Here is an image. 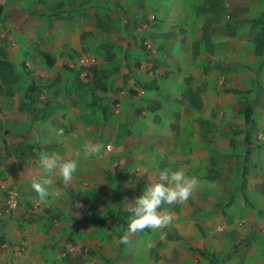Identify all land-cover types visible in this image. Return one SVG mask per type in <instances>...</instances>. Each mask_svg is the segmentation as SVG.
<instances>
[{
  "label": "rangeland",
  "instance_id": "1",
  "mask_svg": "<svg viewBox=\"0 0 264 264\" xmlns=\"http://www.w3.org/2000/svg\"><path fill=\"white\" fill-rule=\"evenodd\" d=\"M84 1L0 0V11L18 5L29 14L50 15L58 2H63L65 11ZM86 1L97 7L91 17L98 13L104 28L100 34L81 39L74 46L77 49L67 48V53L54 56L55 61H65L57 70L36 52L41 50L38 42L30 37L29 44L20 46L14 28L0 20V52L6 58L14 53L9 60L16 76L22 62L29 71L27 77H12L11 82H3L0 76L2 90L13 92L6 99L0 94V113L6 107L22 108L21 113L34 112L39 119L47 106L49 112L36 123L35 136L30 133L21 141L23 147L13 146L10 135L1 138L0 131V256L8 250L3 244L9 240L5 233L10 226L21 233L12 240L19 248L33 242L26 232L42 228L40 243L30 252L50 264H180L169 259L173 247L168 248L165 262L161 260L160 232L186 229L195 238L186 237L185 245L198 246L206 254L199 253L196 262L185 259L184 264H210V259L217 264H264V57L254 53L257 27L243 23L225 29L238 19L263 17L264 0ZM36 2L43 3L40 10H35ZM209 4L214 6L209 8ZM106 52L113 55L110 60ZM65 53L70 60L64 58ZM80 53L107 74L101 79L105 89L92 87L94 83L77 87L73 82L74 71H79L82 82L90 80V73L85 75L80 69L84 66ZM164 68L170 77L162 73ZM28 84H33L37 95L32 112L26 110L23 95ZM130 88L135 93L129 95ZM101 101L106 104V118H99ZM150 102L159 103V108L149 110ZM243 107L250 109V120L239 112ZM93 109L99 114L92 113ZM66 111L75 113L77 119L55 118ZM59 128H64L65 136L58 144ZM28 140L29 146L24 144ZM85 143L111 145L98 162L105 176L111 170L114 178L119 177L113 186H105L102 213L95 216L101 194L90 186L92 181L97 185L93 180L97 176H88L83 198L60 195L47 207L31 187L32 180L44 174L41 154L56 151L64 158H75ZM18 158L33 167L31 174L19 178V190L10 182ZM88 159L81 161L87 164ZM165 169H183L186 175L198 177L200 187L186 203L162 206L161 210L175 217L172 225L131 234L122 243L132 215L127 211L129 203L143 194L151 183L149 177L159 182V173ZM11 189L17 199L14 210H8L6 202ZM23 194L31 199H23ZM72 202H81L88 213L84 218L88 231L81 233L85 241L63 231V222L73 216ZM158 240L162 242L159 247ZM19 251L24 255L26 249Z\"/></svg>",
  "mask_w": 264,
  "mask_h": 264
},
{
  "label": "crops",
  "instance_id": "2",
  "mask_svg": "<svg viewBox=\"0 0 264 264\" xmlns=\"http://www.w3.org/2000/svg\"><path fill=\"white\" fill-rule=\"evenodd\" d=\"M36 3L37 4L34 6L35 10H40L43 3L42 2H36ZM94 6L92 7L91 4L82 6V7L77 5V7L66 9L65 11L59 13L58 15H51V14L49 15L48 13H43V12L37 13L36 11H33V14H37L35 18L34 16L32 17L33 14H29V12L21 10V8H19L20 6L14 5V7H12L10 10L8 8H5L3 11H0V20H2L3 25H7L9 27L14 28V31L16 33L15 38L19 42L18 44H20V46L24 47L27 44H29L30 37H32L31 40L33 41V43L37 44L38 42L41 50L49 52L50 54L58 58L61 56V53L66 52L67 48H69L72 51L74 50L75 48L74 46L76 44H78L79 46L81 39L86 38L88 35L94 36L102 32V31H99V30H102V28H104L103 27L104 24L102 23V20H100V18L98 19V16L95 14H94V19L91 17L92 13L95 11L92 9L97 8ZM35 50L38 53V49H35ZM66 53L64 54V58H66V60H70V56L68 54L66 56ZM80 55L83 57L85 56V54L83 53H80ZM7 57H8L7 59H14L15 55L14 53H12L8 55ZM64 62L57 59L54 65L52 66L54 67L53 69L57 70L58 68H60L58 67L60 65L62 67V64ZM76 62H78L79 64V61H76ZM93 64L96 65V63L93 61L90 64L84 65V67H88ZM29 67H30V64H29ZM78 67H80V65ZM81 67L80 69H82ZM96 67L100 69L98 65H96ZM166 69L167 68H164L162 73L167 72L170 74L169 75L170 77L171 73L170 71H167ZM83 72L85 75H87V72L84 70V68H83ZM131 90L135 91L134 88H130L129 95L131 94L130 92ZM3 95L5 97L3 99H6L7 97H9L5 95L4 93ZM3 99L2 97H0V100H3ZM6 101L7 100L4 101L5 104H6ZM7 105H9V103H7ZM7 109L11 110V112L8 111ZM12 110L13 108L10 109L9 107H6L0 113V120L2 121L0 124V131L2 134L1 138L8 137V135H10L11 136L10 141L13 144V146L16 145L18 147L20 146L23 147V144L21 143V141H25V137H27V135L30 133L33 137L35 136L36 123L42 119V115L38 119L36 118L37 116L34 112L28 113L27 115V114H24L23 112L21 113L20 110L22 109L20 108L19 109L15 108L13 110V113H12ZM63 112L58 113L55 118H57V120H65V122L67 121L71 122L77 119V118L75 119L73 115L75 113H73L72 111H66L65 113ZM63 114H65V116H63ZM8 115H9V118H8ZM32 117L34 118L32 119ZM30 141L31 140H28V142H25L24 144H27L29 146ZM31 147H32V144H31ZM18 151H20V149ZM98 158H99L98 156H92L91 158L88 159V162H86L87 164L84 163L85 161L82 162L80 160L81 164L79 163L80 164L79 169L74 174L72 182L70 183L69 186L61 187L62 185H60L59 179L56 180V183L54 185L55 188L60 190L61 195L63 196H66L71 193V196H74L77 198L78 197L80 198L82 196L83 198V195L81 193L82 187L88 183V180H89L88 176H92V177L97 176L96 179H93L94 181L96 180L95 182L97 185L92 184L93 181L90 182V186L94 190L98 188V190L97 189L96 190L97 192L101 194L100 197H97L98 201L101 202V206L99 207L98 205H95L99 207L98 209L95 207L96 209L95 216L102 213V209H104L102 205V202H103L102 199H103L104 193L106 192L105 186L106 185L109 186L112 184L114 185L115 182L113 181L119 180V177L114 178L115 174L113 175V171L111 172V170L110 172L108 171L109 173L108 176H105L103 174L102 162L101 163L98 162L102 160H98ZM26 162H27L26 160L25 162H23L22 160L20 161V158H18L17 160L18 169L15 170V172L11 174L14 177L13 180L10 181L13 184L12 186L16 187L17 184L21 183L22 180L19 178L23 179L24 177H27L29 174H31L33 167L31 169V165L30 166L26 165L25 164ZM37 177L40 178V174H38ZM92 195L94 196V193H92ZM31 197L33 198V196ZM22 198L25 200H29L30 196L28 194H23ZM77 198L75 199V201H77ZM49 200H50L49 203L46 204L47 207L51 206L50 203L52 201L54 202V199L52 198H49ZM94 200L96 199H93V201ZM72 204L73 205H70V206H73V210H74L73 216L71 219H69V221L65 220L63 222L62 224V228H64L63 231H69V232L75 233L78 239H80L81 241H85L86 239L81 235V233H85L88 231L89 224H84L86 222L84 218L88 216V213L84 208H82L81 202L80 204L72 202ZM64 211L65 209L62 212ZM65 214H67L66 211H65ZM58 215L61 216V213L59 212ZM64 225H66V228L64 227ZM26 233L29 234L28 238H30L33 242H29L30 245L28 246L19 248L18 246L13 245L12 240L14 239L13 237L18 238L20 236L21 234L20 231H17L10 226L8 227L6 226L5 237L9 240L6 243H4L3 246L7 247L8 250L3 252L4 254L0 256V264H50L48 260L46 259L43 260L39 258L36 254L30 252V249L32 246L36 245V243L39 245L40 242H38L39 241L38 238L40 237L41 234H44L42 228H37L36 230L33 231V233L29 231ZM179 234L182 236L183 239H178V240L164 239L163 240V245L161 246V253H162L161 260L163 261V263L165 262V257H167L168 248L170 247H173L177 250L176 251L174 249V253L169 256L170 261L172 260L173 262L178 261V263L184 264L186 263L185 259H189L188 262L189 261L196 262V260L199 258V253L194 252L191 249V246L193 245L190 243H186L185 245V242H184L185 240H187L185 239L186 237L188 239L191 238V240H194L195 238L194 233L192 235L187 234V230L185 229L184 231L179 230ZM44 241H45V237H44ZM157 242H156V245L157 247H159L162 242L160 241V244H158ZM182 242H183V251L180 253L179 248L181 247ZM89 243H92V242H89ZM94 243L95 242H93L91 245H94ZM24 248L26 249V251L24 255H22L19 250L21 249L24 251L25 250ZM155 254L156 256L158 255L157 252H155ZM136 258L139 259V257H136Z\"/></svg>",
  "mask_w": 264,
  "mask_h": 264
},
{
  "label": "clouds",
  "instance_id": "3",
  "mask_svg": "<svg viewBox=\"0 0 264 264\" xmlns=\"http://www.w3.org/2000/svg\"><path fill=\"white\" fill-rule=\"evenodd\" d=\"M57 143H63L64 128L56 130ZM107 151L102 143H85L81 151H76L75 158H64L59 152L52 154L43 153L40 164L43 175L33 179L31 187L37 193L40 202L49 203V198L55 199L61 195L55 188L57 178L67 187L72 182L74 174L78 171L81 158L101 156ZM151 183L143 194L134 199L127 208L132 215L128 218V231L121 237L122 243H127L129 235L142 232L145 229L163 230L172 225L175 217L166 210H161L163 205L183 204L191 197L193 192L200 187V180L196 176L186 175L183 169L163 170L159 173V182ZM167 238V233L161 231L160 239Z\"/></svg>",
  "mask_w": 264,
  "mask_h": 264
},
{
  "label": "trees",
  "instance_id": "4",
  "mask_svg": "<svg viewBox=\"0 0 264 264\" xmlns=\"http://www.w3.org/2000/svg\"><path fill=\"white\" fill-rule=\"evenodd\" d=\"M217 3V2H215ZM215 3H213L215 5ZM63 4V2H58V8L57 9H53L51 10L50 14L51 15H58L59 13L63 12L64 9L61 7ZM213 4H209L208 7L212 8L214 5ZM78 5L82 6H86L89 5L88 1H84L79 3ZM97 16H99V14H96ZM99 19V18H98ZM243 23H250V25H252L253 27H257L258 28V32L254 38V53L264 57V16H260L258 18H243V19H238L235 20L234 23L231 24H226L225 29L226 30H230L233 27L243 24ZM38 53L40 55H42L46 65L48 67H52L55 63V58L52 54H50L49 52H46L44 50H38ZM107 53V52H106ZM107 55V60H110L111 57H113L112 54H106ZM84 66H82L83 69ZM87 71L90 73V80L86 81V82H82L79 79V71H74V75H75V79H74V83L76 84L77 87H84V86H88L90 87L92 85V83H94L92 85V87L95 85L96 87H100L102 89H105L106 85L104 82L101 81L102 78L107 77V74H105V72L101 69H98L96 67L95 64L88 66V67H84ZM17 74L14 73V65L13 63L6 58V56L4 55V53L0 52V76L1 79L3 80V82H11L12 80L17 79H23L24 77H27L29 75V71L27 70L24 62L21 63V71L20 74L18 76H16ZM14 77V78H12ZM26 80V79H25ZM27 81V80H26ZM99 83V85H98ZM94 89V88H93ZM34 86L33 84H28V86L25 88L23 95L25 97V99L27 100V108L26 110H28L29 112H32L33 110H35V103L37 102V95L33 94L34 93ZM227 91H231L234 93H238L240 90L235 89V88H229L227 89ZM40 92V91H38ZM37 92V93H38ZM131 93H135V91H130ZM5 94L7 96H12L13 92L10 90H2L1 84H0V94ZM94 95V94H93ZM48 103V102H47ZM151 104H149L147 107L149 110H155L157 108H159L160 104L156 103V102H150ZM49 104V103H48ZM89 105V104H88ZM106 104L103 103V101L100 102L99 108H101V113L99 114L96 109L92 110V113H97L99 114V118L102 116L103 118L106 116L105 114V109ZM22 109V108H20ZM24 110V109H23ZM139 112V111H138ZM239 112L245 114V119L246 120H250V109L248 107H243L239 109ZM49 114L48 112V106L47 109L44 110V112L42 113V118L47 117ZM106 118V117H105ZM158 119V118H157ZM122 221V220H121ZM123 222V221H122ZM124 223V222H123ZM165 233H167V240H178V239H183L182 236L176 231V230H169V231H165ZM186 241V240H185ZM158 244H160V240L157 242ZM192 250H197L198 253L201 254H206L205 251L202 248L196 247V246H191ZM210 264H217L215 260L210 259L209 261Z\"/></svg>",
  "mask_w": 264,
  "mask_h": 264
},
{
  "label": "built area",
  "instance_id": "5",
  "mask_svg": "<svg viewBox=\"0 0 264 264\" xmlns=\"http://www.w3.org/2000/svg\"><path fill=\"white\" fill-rule=\"evenodd\" d=\"M90 63H92V61H90L89 58L86 56L80 59V64L87 65ZM106 148L110 150L111 145H107ZM6 202L8 210H14L17 207L16 193L12 189L7 191Z\"/></svg>",
  "mask_w": 264,
  "mask_h": 264
}]
</instances>
